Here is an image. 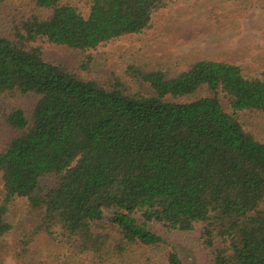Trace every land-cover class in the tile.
I'll return each mask as SVG.
<instances>
[{
	"label": "trees",
	"instance_id": "obj_1",
	"mask_svg": "<svg viewBox=\"0 0 264 264\" xmlns=\"http://www.w3.org/2000/svg\"><path fill=\"white\" fill-rule=\"evenodd\" d=\"M33 1L0 33V101L35 97L28 114L0 113V264H185L157 226L196 225L210 264H264V140L241 116L264 115V61L132 62L107 83L84 79L99 62L91 50L200 0ZM38 43L83 53L79 72ZM18 200L37 220L7 245Z\"/></svg>",
	"mask_w": 264,
	"mask_h": 264
},
{
	"label": "rangeland",
	"instance_id": "obj_2",
	"mask_svg": "<svg viewBox=\"0 0 264 264\" xmlns=\"http://www.w3.org/2000/svg\"><path fill=\"white\" fill-rule=\"evenodd\" d=\"M82 7V6H81ZM34 9L33 0H9L0 6V33L8 35L24 15ZM87 14V7H82ZM43 17L46 12H42ZM48 61H55L78 73L83 53L49 43H38ZM90 53L99 59L97 69L83 74L84 79H97L107 83L113 75L119 76L125 65L138 62L149 67L162 66L176 58L232 61L248 70H257L264 55V0H200L176 6L159 14L155 27L145 34L113 41L98 46ZM132 91L140 87L128 83ZM145 92H149L145 89ZM35 102L34 96L16 97L0 101V113L8 107H21L27 114ZM228 111L226 105H224ZM229 112V111H228ZM245 128L264 140V115L251 118L242 114ZM3 129L0 127V145ZM48 180V179H47ZM3 193L0 182V197ZM14 230L4 242L9 245L21 232L37 220V214L29 210L26 200H18L12 211ZM201 225L193 231L175 232L157 226L158 232L176 248L185 264H210V250L199 239ZM43 237L34 241L35 249L44 244ZM2 264H14L10 256ZM78 264H91L88 258Z\"/></svg>",
	"mask_w": 264,
	"mask_h": 264
}]
</instances>
